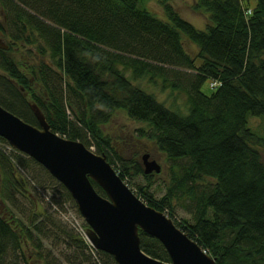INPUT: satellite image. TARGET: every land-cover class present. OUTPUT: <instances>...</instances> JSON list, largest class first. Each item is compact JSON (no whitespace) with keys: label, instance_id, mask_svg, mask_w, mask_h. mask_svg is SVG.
<instances>
[{"label":"trees","instance_id":"16d2710c","mask_svg":"<svg viewBox=\"0 0 264 264\" xmlns=\"http://www.w3.org/2000/svg\"><path fill=\"white\" fill-rule=\"evenodd\" d=\"M140 1L0 0V35L37 43L41 57L24 66L10 43L0 48V104L39 126L36 104L51 130L94 146L129 185L143 176L137 195L216 264H264V161L256 147L264 139L248 125L249 115L264 118V0H197L195 9L211 21L205 30L170 0H160L166 19ZM183 35L197 44L196 57ZM144 79L184 93L188 111L135 83ZM208 79L218 83L210 95L202 91ZM117 110L144 123L139 135L171 161L162 197L152 190L156 173L123 158L105 134ZM206 177L215 181L202 183ZM45 191L54 193L49 202ZM175 199L186 201L192 220L174 218ZM66 204L82 218L64 185L0 136V264H117L63 218ZM140 236L144 252L171 261L160 240Z\"/></svg>","mask_w":264,"mask_h":264},{"label":"water","instance_id":"95a60500","mask_svg":"<svg viewBox=\"0 0 264 264\" xmlns=\"http://www.w3.org/2000/svg\"><path fill=\"white\" fill-rule=\"evenodd\" d=\"M0 48H9L1 37ZM32 108L39 126L0 104V136L40 163L70 192L88 225L87 238L95 249L113 256L117 264H216L173 219L141 199L104 155L54 132L39 107L33 103ZM142 159L145 174L161 172V165L149 154ZM92 181L103 188L107 197L96 190ZM140 231L160 240L171 261L144 252Z\"/></svg>","mask_w":264,"mask_h":264},{"label":"rangeland","instance_id":"374dc122","mask_svg":"<svg viewBox=\"0 0 264 264\" xmlns=\"http://www.w3.org/2000/svg\"><path fill=\"white\" fill-rule=\"evenodd\" d=\"M249 1L252 6L257 3V0ZM170 2L185 20L189 21L197 28L205 30L208 24L211 23L206 12L195 9L197 0H170ZM140 4L155 13L158 17L166 19V15L164 13L163 7L160 4V0H141ZM0 37L7 44L10 43V45H12L15 58L24 66H32L40 60L41 57L38 55L39 53L36 49L38 48L36 45L37 43L26 45L24 43H15L8 36L3 37L0 35ZM183 43L187 52L193 57H196L199 52L197 44L192 42L185 35H183ZM28 51L32 52V54L28 53ZM128 75L130 76V74ZM212 82L213 80L208 79L204 83L202 87L203 93L210 95L215 90V88L212 87ZM135 83L148 92L153 93L157 99L163 102L166 106L175 110H180L183 113L188 111L186 95L184 93L173 92L170 89L163 90L160 84H153L147 79L140 80ZM248 125L253 129L254 132L262 136L264 139L263 117L249 115ZM145 126L146 125L144 123L131 119L126 112L117 110L113 113L109 122L104 124L103 130L105 134L111 138L114 148L123 158L128 160H139L144 167L142 156L144 154H149L151 160H156L161 165V172L156 173L152 179V190L154 191L156 197L160 198L166 194L167 189L171 185V161L167 158L165 153L161 152L157 148L154 142L149 141L148 139L139 135L138 129ZM256 147L260 151L264 161V141L263 144L257 145ZM91 149L95 151L94 146H91ZM214 181V179L206 177L202 183H213ZM130 182V185H128L136 193L137 184L146 185V180L143 176H138L135 178V180H131ZM53 195V192L45 191L43 198L45 201L49 202ZM173 205L175 207L174 218L176 220L179 222H181L183 219L192 220L191 214L186 209V201L175 199L173 201ZM63 218L69 221L76 220L82 226V228H85L84 220L76 214L75 210L69 204H66V212L64 213Z\"/></svg>","mask_w":264,"mask_h":264},{"label":"built area","instance_id":"2783aa9c","mask_svg":"<svg viewBox=\"0 0 264 264\" xmlns=\"http://www.w3.org/2000/svg\"><path fill=\"white\" fill-rule=\"evenodd\" d=\"M217 84H218L217 82L212 83L213 86H216ZM76 222H77V221H75V223H73L74 226H75L80 232H83V229L80 227V224H79L78 222H77V224H76Z\"/></svg>","mask_w":264,"mask_h":264}]
</instances>
